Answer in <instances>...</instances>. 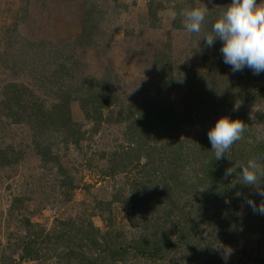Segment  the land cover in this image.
<instances>
[{"label": "rangeland", "instance_id": "rangeland-1", "mask_svg": "<svg viewBox=\"0 0 264 264\" xmlns=\"http://www.w3.org/2000/svg\"><path fill=\"white\" fill-rule=\"evenodd\" d=\"M150 4L160 7L155 15ZM230 4L0 0V264H79L84 258L64 256L68 247L95 257L86 233L100 230L95 238L102 243L109 219L113 246H128L169 225L166 213L150 203L137 206L133 195L136 185L146 182L148 190L163 189L161 179L145 176L144 161L137 162V153L130 152L134 146L128 143L124 117L137 105L171 108L183 122V138L202 137L215 125L211 122L224 116L240 120L245 124L240 141L250 148L243 151L248 154L244 165L256 159L264 167V147L252 151L259 147L256 143L264 146V73H232L223 63L221 42L209 48L203 40ZM194 7L207 8L200 33L186 31L184 17L173 15L174 9ZM174 22L182 28H174ZM99 92L116 97V104L90 121L82 101ZM60 103L55 119L39 131L37 109ZM77 136L82 139L76 146ZM240 147L234 148L238 154ZM228 159L227 169L233 163ZM238 165L226 176L229 188L207 205L209 215L224 217L216 215L210 226L204 225L197 242L183 247L179 242L180 250H169L163 260L127 254L123 264H264V215L246 203L252 199L259 205L264 197L255 186L237 180ZM207 190L197 191L200 203ZM25 247L38 257L24 259ZM203 247L208 253L199 257ZM103 259V264H113L107 255L97 264Z\"/></svg>", "mask_w": 264, "mask_h": 264}, {"label": "trees", "instance_id": "trees-1", "mask_svg": "<svg viewBox=\"0 0 264 264\" xmlns=\"http://www.w3.org/2000/svg\"><path fill=\"white\" fill-rule=\"evenodd\" d=\"M148 9L152 15H155V11L160 9V7L153 8L150 4ZM174 10H176L177 16H180L181 10ZM174 28L180 29L182 27L181 24L174 22ZM93 83H96V81H93ZM13 94L15 95L14 100L18 104L17 110L19 111L22 107L19 104L18 92L14 90ZM91 97L89 102L82 101L85 117L90 121H97L96 115L101 118L102 112L115 106L117 100L114 96L109 97L100 92ZM61 105L62 103L49 109L46 107L37 109L38 113L34 114L36 119L33 121L38 125L36 128L39 131L44 129L47 123H51V120L55 119L54 114ZM63 106H66V103ZM135 109L132 114L124 117V122L128 123L126 130V135L129 137L128 143L134 146L130 152L137 153L135 158L137 162L144 161L143 168L148 169L144 173L145 176L161 179L163 189L157 192L156 187L158 186H155L148 190L144 185L147 184L146 182L136 185L137 193L133 195L138 197L136 201L137 206L141 203L143 205L150 203L158 207L159 210H162L163 213H166L164 223H168L169 225L164 226L160 232L153 233L151 236L140 235L137 241L133 239L128 246H113L111 245V241L113 240L111 238L113 234L111 221L110 219L107 223L104 221V230L107 231L100 235L102 243L99 239L95 238V235L99 234L100 230L94 228V231L92 229L86 233V238H91L92 246L96 250L95 257H92V255H82L81 251H77V246L68 247L67 254L64 256L73 259L84 258L79 260V264H97V261L105 255L108 256L111 263L123 264L127 261V254L132 253L136 257L158 256L159 260H163L166 258L169 250H180V247L177 246L180 243L183 247L188 242H197V233L201 232L199 230L204 225L210 226L212 219L216 215L221 216V218L224 217L220 213L214 216L209 215L210 212L207 205L212 201H217V197L222 196L224 190L229 188L227 187L229 180L226 179L225 175L227 168L223 167L226 161L229 160L228 157L233 159L232 168L240 162V165L236 168V172H239L240 166L244 165L245 162L243 157L248 155L243 151L244 149L248 151L247 149L250 148L245 145L246 142L244 140H239L230 147L227 156L222 157L220 160H215L214 153L211 151V144L207 138L208 131H204L202 137L196 136L190 138L187 136L183 138L180 135L183 122L180 117L170 112L171 108L152 103L144 104L140 107L137 105ZM67 113L69 114V111ZM68 119L70 118L68 117L66 121ZM231 119L234 120L233 118ZM211 124L214 125L215 122H211ZM81 139L82 137L77 136L73 144L77 146ZM238 144L242 147H240V154H238L239 151L234 149ZM256 146L259 147L254 148L253 152L263 150V144L256 143ZM123 154L126 157L129 156L128 152ZM261 154H264V150ZM44 159H46L45 155ZM46 160L48 161V159ZM119 162L124 163V159ZM2 164H5V162ZM143 188L146 189V193L141 191ZM206 188H208V196H203L204 203H200L196 197L197 191ZM176 212H179L180 217L175 219L174 214ZM220 222L222 221H218V223ZM226 226L228 229L229 223ZM148 227L149 225L145 224L146 230ZM29 250H31L30 247L24 248V259L33 258V256L34 259L38 257V255H32V252H29ZM200 251L202 252H199V257L205 256L208 253L206 247H203V250ZM105 261L106 259H103L101 264Z\"/></svg>", "mask_w": 264, "mask_h": 264}, {"label": "clouds", "instance_id": "clouds-1", "mask_svg": "<svg viewBox=\"0 0 264 264\" xmlns=\"http://www.w3.org/2000/svg\"><path fill=\"white\" fill-rule=\"evenodd\" d=\"M212 3V0H208ZM207 14L206 7H194L182 10L184 29L190 33H200ZM173 15L177 13L173 12ZM204 43L210 48L219 40L223 63L228 65L232 73L248 69L253 75L264 73V0H231V4L212 24L211 34L204 37ZM245 124L240 120H232L227 116L219 118L207 132L211 151L215 160L226 156L230 147L242 138ZM234 173L233 168L226 170L225 175ZM237 180L244 185L257 188V195L264 197V167L256 159H249L240 166ZM239 195V194H238ZM246 203L254 213L264 215V202L257 205L252 199Z\"/></svg>", "mask_w": 264, "mask_h": 264}]
</instances>
